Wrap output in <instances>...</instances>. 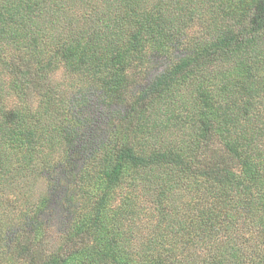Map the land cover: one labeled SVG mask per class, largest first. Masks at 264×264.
Returning a JSON list of instances; mask_svg holds the SVG:
<instances>
[{"label":"trees","instance_id":"16d2710c","mask_svg":"<svg viewBox=\"0 0 264 264\" xmlns=\"http://www.w3.org/2000/svg\"><path fill=\"white\" fill-rule=\"evenodd\" d=\"M0 67V96L25 101L0 107V264H264V0H0ZM88 91L117 111L87 172L73 161L89 134L73 132L97 105ZM147 168L168 185L134 244L138 218L123 213L140 211L121 186ZM46 170L79 210L52 250L37 210L49 198L30 189Z\"/></svg>","mask_w":264,"mask_h":264},{"label":"rangeland","instance_id":"374dc122","mask_svg":"<svg viewBox=\"0 0 264 264\" xmlns=\"http://www.w3.org/2000/svg\"><path fill=\"white\" fill-rule=\"evenodd\" d=\"M96 21H97V24H99L98 23L99 20H96ZM159 65L160 64H157V66H153L151 68V71L158 70ZM30 67L31 68L34 67V63H30ZM6 71L9 72L8 68L0 67V84H2V86H5L8 80L10 79V74H8ZM62 73H63L62 70H57L56 72V75L59 76L58 77L59 80H63V77H60ZM74 80L75 79H72V81ZM71 85H72L71 89L73 87L76 88L77 87L76 80H75V83ZM84 96L87 98L88 104L96 103L97 105L92 106L89 109L92 115V118L84 121L83 123L75 126L74 128L73 135H76L77 137H80V138H82L83 134L84 135L89 134V136H86L83 138L81 142L83 152L79 153L80 156L78 155L76 160L73 161V164L84 166L86 171L88 172L90 170V166L94 163L98 155V151H99L98 149H99V144L101 140H107L108 138L112 137V134L114 131H113V128L111 127V122H112L115 111H117L116 110L117 108H116V105L111 106V109L107 108L106 103L97 100L96 96H93V93L91 91H88V94H85ZM33 97L34 99L39 98V96L35 94H33ZM67 98L69 101L70 99L69 94L67 95ZM21 100L24 101L23 97L19 95L18 92L14 91V88L11 86L10 92L8 94H2L0 96V107L4 103H7V104L19 103ZM70 103L72 102L69 101L68 108H67L68 112L70 111L69 113H71V110L74 107L73 105L71 106ZM83 110L85 112L87 111V109H83ZM40 135H41V139L38 141L39 144L42 142V138H46V136L48 135L47 129H45V132H41ZM156 135L159 136L160 134L156 133V131H153L152 134L150 135L151 136L150 139ZM176 141L177 140H174L173 138H169L165 136L159 140V143L163 146L168 147V146L173 145ZM91 142L94 143V146L92 147H95V151L93 153L90 152V149H87V146ZM160 144H156L155 147L156 148L162 147ZM43 154H45V156ZM39 156L40 157L37 156L39 160L38 162L41 163L43 161L42 158L45 157V159L49 163L54 164V162H56V168L58 172L63 171V168L59 166L60 163H57L60 160L56 158L54 155H52L54 156L53 159H51V156H49V154H46V153H40ZM149 170L150 168H147L145 170H139L134 173L132 172L128 175H125L129 177L127 181H129V183H133V187H131L132 185L131 186H128V185L121 186L122 192L129 195V201L132 200L133 203L137 205L138 211H140V213H137L136 208H129L128 211H125L123 213L126 217L134 218L137 216L138 218L136 229L140 228L141 232L139 231L134 232V238L131 241L134 244L141 243L144 237L147 235L146 234L147 231L148 233L153 232L155 230V227H154L155 223L158 220H160L153 214V213L156 214V210H159V208H161V205L160 207L158 206L159 205L158 201L156 200V196H154L153 193L162 192L166 195L165 190H166L168 183L165 182V186H164L163 181L160 182L158 177L156 179L154 178V175L160 176L163 172L158 171L152 174L149 172ZM45 172L46 173L44 174V177L46 178L47 176L49 178L48 181H45L44 185L39 183L37 185H34L33 188L30 187V189L36 197L37 195L40 196L41 194L43 195L45 194V196H48L47 198L52 199V204H53L52 206H51L50 200L47 199L46 201H48L49 204H45V206L37 208L39 213H42L41 218H45L47 221L46 226H45V232H43V234H44V238L46 239V244L48 245L49 249L52 250L53 248L56 247V245H58V237L60 235V232H62V228L65 227V223L67 221V215H68V218H72L74 215L79 214V210H76V211H73V210L71 211V209L65 210L62 206L63 204L60 203V197H62L63 190H60L61 184L59 181H57V179H62L63 183L67 182L68 180H65V178H56L53 172H47V170ZM147 173L150 175L153 183L146 185L141 182V179ZM32 185H33V182H31L30 186ZM175 186L176 188L170 191L174 193L175 196H179L183 193V195L181 196V200L191 195L189 190L187 192H184V189L186 186L185 182L179 185H175ZM147 188H148V191L146 192ZM140 191L142 192L137 199L134 196V194ZM21 200L22 202L18 201L17 203H14L15 205L13 208L14 210L20 209V211H22L26 207H28L30 204L36 201V200H32V195H28L25 198H22ZM149 210H151V214L148 213ZM132 211H136V213ZM110 214L112 215L115 213L111 212Z\"/></svg>","mask_w":264,"mask_h":264}]
</instances>
